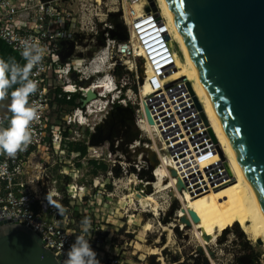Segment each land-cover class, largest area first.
Returning <instances> with one entry per match:
<instances>
[{"label":"built area","instance_id":"1","mask_svg":"<svg viewBox=\"0 0 264 264\" xmlns=\"http://www.w3.org/2000/svg\"><path fill=\"white\" fill-rule=\"evenodd\" d=\"M126 3L123 19L130 38L121 41L107 32L103 47L91 59H84L70 54L71 46L66 44L73 41L78 30L77 18L71 9L53 0H0V39L19 54L24 65L27 61L22 56L21 41H29L43 49L42 59L29 74L37 88L29 95L28 105L36 108L38 114V119L29 126L31 142L14 158L6 153L0 158V221L12 219L31 227L61 264L75 238L81 235L70 227V222H74L72 205L78 201L76 188L72 187L68 192L66 201L55 200V193L50 194L49 203L42 196L46 186L44 174L30 175L31 158L41 149L60 151L63 141H70L74 127L94 132L88 118L93 114L92 107L99 104L110 113L108 109H113L116 104L127 105V100L122 99L125 88L133 95L130 102L139 107V123L146 126L148 134L151 135L149 128L154 131L152 134L160 143L158 147L150 138L146 150L155 153L159 161L161 158L167 168L173 166L183 185L176 194L178 199L184 202L187 193L196 197L215 190L229 179L227 162L222 159L220 147L210 134L212 129L193 82L186 77L171 79L178 70L169 25L156 13L146 11V0H126ZM138 5L142 8L138 9ZM75 48H78L76 44ZM67 54L68 58L63 61ZM120 71L129 78H120ZM86 81L92 84L101 81L104 88L95 91V99L63 114L57 125L49 128V114L58 109L57 104H53L54 99L71 101L74 95H80L83 103L94 86L83 87L81 83ZM137 81L143 82L138 93L133 92ZM145 83L150 93L141 97L139 94ZM3 124L4 120L0 118V126ZM74 132L77 133V129ZM85 145L87 151L82 146L80 152L73 155L80 157L85 153L84 159L88 161L105 162L102 147L91 146L89 138ZM150 165L154 167L153 163ZM32 166L36 171L42 170L40 163ZM144 168H138L137 177ZM63 169L66 172L68 168ZM155 170L154 167L152 175L157 179ZM26 175L30 179L24 181ZM133 184L137 193L144 194L142 188L155 183L140 179L138 184ZM80 201V204H86L84 197ZM53 205H59L64 210L63 215ZM105 235L102 231H92L85 233V238L98 254L100 264H122L119 255L109 250L112 243L105 240ZM105 247L109 249L105 250Z\"/></svg>","mask_w":264,"mask_h":264},{"label":"rangeland","instance_id":"2","mask_svg":"<svg viewBox=\"0 0 264 264\" xmlns=\"http://www.w3.org/2000/svg\"><path fill=\"white\" fill-rule=\"evenodd\" d=\"M53 2L75 13L78 30L73 36L75 43L72 41L74 48L71 53L78 58L91 59L103 47L107 32L111 35H126L127 40L130 38L123 19L126 0H53ZM172 41L179 66L178 72L175 73H179L185 70V65L173 38ZM123 77L129 78L125 73L120 78ZM183 77L191 81L186 73L174 74L171 79ZM142 85L143 82L137 81L135 88L138 89ZM124 93L122 99L127 100V105L116 104L113 109H108L110 113L104 111L99 104L92 107L95 113L90 114L88 118L94 132L90 129L81 131L80 128L74 127L70 134V141L80 143V147L83 146L82 149L86 151L85 142L88 138L91 140V136L95 134L91 143L105 150L108 171L106 173L100 171L96 176L93 175L89 161L84 159L85 153L80 157H75L71 153L68 157L69 153L62 149L58 152L53 148L41 149L32 156L29 172L31 176L44 174L46 186L43 188L42 196L55 193V200L66 201L68 192L75 187L78 201L72 205L71 215L74 222H70V227L81 232V221L85 217L90 218L88 233L92 231L106 233L105 240L110 241L112 246L110 249L105 247V250L116 252L122 264H241L239 259L242 260V264H249L248 252L243 250L242 244L246 241H250L255 251L260 254L258 263L264 264L263 244H257L246 234L245 238L241 237L236 224L232 225L233 221L214 242L204 245L192 225L184 223L179 217V211L184 208L185 202L177 198L176 188L158 193L155 189L157 180L154 175V180L151 181L155 183L154 186L142 189L144 194H148L157 203L151 205L158 206V211H154L152 206L144 207L140 201L133 199V194L138 190L133 183L140 178L132 169L138 171V168L144 166L143 170L150 169L153 172L154 167L150 163L158 164L160 161L156 159L157 155L155 158L150 150H146L145 145L150 138H153L158 147L160 143L153 136L154 131L149 128L151 135L148 134L145 132L146 126L139 123L141 118L137 115L139 107L130 102L134 99L132 93L128 92V88L124 89ZM63 116L52 110L48 117L49 128L57 125ZM99 128L102 129L97 131ZM76 129L77 133L74 132ZM158 153L162 151L158 150ZM39 163L42 170H34L32 165ZM64 167L68 168L65 169L66 172ZM28 178L30 179V176L26 175L24 181ZM216 193L217 189L211 190L205 192L204 197L215 199ZM82 197L86 204H80ZM200 207V203H197L195 212H198ZM153 250H157V253L153 254Z\"/></svg>","mask_w":264,"mask_h":264},{"label":"water","instance_id":"3","mask_svg":"<svg viewBox=\"0 0 264 264\" xmlns=\"http://www.w3.org/2000/svg\"><path fill=\"white\" fill-rule=\"evenodd\" d=\"M146 1V11L161 18L156 1ZM165 3L207 98L264 208V0H165ZM112 37L127 40L126 35ZM66 44L71 50L74 48L73 42ZM81 85L88 88L91 81ZM134 91L138 93L137 88ZM95 98L96 94L89 91L82 106ZM146 114L153 124L148 111ZM210 134L217 143L212 130ZM191 217L198 220L195 213ZM256 243L263 244L261 240ZM0 264L61 262L31 227L7 219L0 221Z\"/></svg>","mask_w":264,"mask_h":264},{"label":"bare ground","instance_id":"4","mask_svg":"<svg viewBox=\"0 0 264 264\" xmlns=\"http://www.w3.org/2000/svg\"><path fill=\"white\" fill-rule=\"evenodd\" d=\"M156 3L160 16L170 27L171 36L179 48L181 60L185 65V70L175 73V75L186 73L193 82L194 91L203 105V109L207 119L210 122L209 124L214 133L218 146L222 150L224 159L227 162L229 173V179H227L217 188V196L215 199H207V197L205 198L204 193L196 197H191L187 193L186 197L184 198L185 205L184 208L179 211V217L184 220V223L186 222L190 224V226L192 225L196 232L199 233L200 240L204 245L214 242L219 235L226 231L227 226L230 225L229 223L233 220H236L240 225L241 230L252 241L256 242L257 240H261L263 243L262 246H264V208L261 205L255 190L248 181L245 172L219 122V119L207 98L204 86L193 65L180 33L172 19L165 0H156ZM137 8H142V5H138ZM176 65L177 70H179L177 60ZM145 70L146 73H148V70ZM92 85L94 86H92L91 90H93L94 93L95 91L99 90L100 87L101 89L104 88V84L101 81L93 82ZM149 93V87L147 83H145L141 88L140 95L146 96ZM91 112L95 113L94 110ZM160 162L162 165H159L158 163L155 167V175L157 177L155 189L158 191V193L164 192L170 188H176V191H179V189H181L182 183L177 178L176 174L174 177H172L174 167L172 166L171 168H167V166L163 164L161 158ZM135 181L136 184L139 183L138 180ZM133 199L140 201L144 207L152 206L151 203H155L154 200L151 199L146 193H134ZM197 203H200L201 207L198 212H195V205ZM155 205H157V203H155ZM152 207L154 211H158V206ZM191 213H195L198 217V220H193ZM139 247L140 245L138 248ZM156 251L157 250H153V254Z\"/></svg>","mask_w":264,"mask_h":264},{"label":"clouds","instance_id":"5","mask_svg":"<svg viewBox=\"0 0 264 264\" xmlns=\"http://www.w3.org/2000/svg\"><path fill=\"white\" fill-rule=\"evenodd\" d=\"M22 56L27 61L24 66L15 60L6 62L0 59V101L9 97L8 90L13 85H19L10 93V102L6 105L5 119H8V127H0V151L14 158L18 151H23L31 142L30 124L38 119L36 108L28 105V97L34 93L37 83L29 79V74L34 65L41 59L43 49L29 41H21ZM10 114V115H8ZM46 199L51 203L50 194ZM63 215V209L59 205H53ZM90 218L85 217L81 221V235L77 236L69 247L63 264H100L97 253L91 243L85 238L90 228Z\"/></svg>","mask_w":264,"mask_h":264},{"label":"trees","instance_id":"6","mask_svg":"<svg viewBox=\"0 0 264 264\" xmlns=\"http://www.w3.org/2000/svg\"><path fill=\"white\" fill-rule=\"evenodd\" d=\"M123 73L124 72L120 71V72H118V75L121 76ZM53 104H57V106H58V109L55 110L56 112H61L62 110H66V112H70L74 108L80 107L82 105V97L80 95H74V97L71 101H66L65 99L56 98V99H54ZM66 135L68 136V133H66ZM80 146H81L80 143H74V142H65L62 144V147L65 148L69 153H79L80 152ZM79 164L80 163H78V166L80 167ZM89 164L92 168V174L95 176L100 171L105 172V173L108 171V165H107V163H105L103 161L99 162V161L91 160V161H89ZM132 170H133V173L137 174V171L135 169H132ZM138 177L142 180H148V181L154 180V177H153L150 169L142 170L140 173H138ZM235 224H236V228L238 229L240 236L245 238V236H246L245 233L243 231H241V229L239 228L240 225L238 224V222L236 220H233L232 225L234 226ZM229 228H230V226H229ZM242 244H243V250L244 251L246 250L248 252L247 259L249 261V264H259L258 261L260 259V254L255 251V248L250 243V241H246L245 243H242ZM239 262L242 264L241 259H239ZM198 264H200V263H198Z\"/></svg>","mask_w":264,"mask_h":264},{"label":"crops","instance_id":"7","mask_svg":"<svg viewBox=\"0 0 264 264\" xmlns=\"http://www.w3.org/2000/svg\"><path fill=\"white\" fill-rule=\"evenodd\" d=\"M0 59L5 60L6 62L15 60V62H17L19 65L24 66V63L22 62L19 54L15 51H13L4 41H2L0 39ZM19 85H13L12 88H10L8 90L9 92V97H6L4 100L0 101V118H2L4 120V124L0 127H8V119L3 118L5 113L7 112V108L6 105L10 102V93L11 91H13L16 87H18ZM66 110H62L61 112H59L60 114H65L67 112H64ZM10 115V114H8ZM65 142H72V141H63V143ZM77 143V142H74ZM61 149L67 153H69L65 148L61 147ZM75 154V153H74ZM5 155V152L0 151V158H3ZM70 156V153L68 154V157ZM79 162V161H78Z\"/></svg>","mask_w":264,"mask_h":264}]
</instances>
